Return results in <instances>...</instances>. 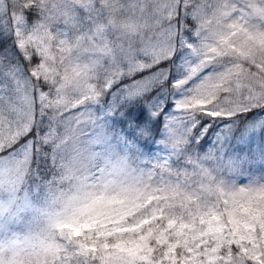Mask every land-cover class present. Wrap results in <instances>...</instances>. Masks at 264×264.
Instances as JSON below:
<instances>
[{"label": "snow or ice", "instance_id": "1", "mask_svg": "<svg viewBox=\"0 0 264 264\" xmlns=\"http://www.w3.org/2000/svg\"><path fill=\"white\" fill-rule=\"evenodd\" d=\"M0 264H264V0H0Z\"/></svg>", "mask_w": 264, "mask_h": 264}]
</instances>
